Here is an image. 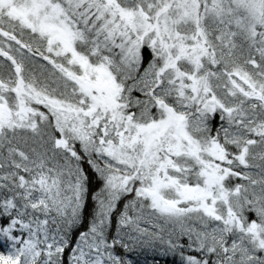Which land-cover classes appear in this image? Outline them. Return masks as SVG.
Here are the masks:
<instances>
[{"label":"snow or ice","instance_id":"1","mask_svg":"<svg viewBox=\"0 0 264 264\" xmlns=\"http://www.w3.org/2000/svg\"><path fill=\"white\" fill-rule=\"evenodd\" d=\"M0 264H264V0H0Z\"/></svg>","mask_w":264,"mask_h":264}]
</instances>
